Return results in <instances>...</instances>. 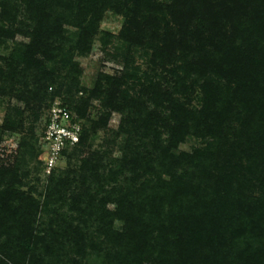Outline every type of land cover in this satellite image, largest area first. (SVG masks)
Returning a JSON list of instances; mask_svg holds the SVG:
<instances>
[{
  "label": "trees",
  "instance_id": "16d2710c",
  "mask_svg": "<svg viewBox=\"0 0 264 264\" xmlns=\"http://www.w3.org/2000/svg\"><path fill=\"white\" fill-rule=\"evenodd\" d=\"M108 10L125 18L123 68L87 89L76 56L108 45ZM17 35L0 95L60 98L84 122L63 150L81 164L35 195L26 151L0 163V264H264V0H0V45ZM113 113L112 161L90 137ZM188 137L200 144L183 150Z\"/></svg>",
  "mask_w": 264,
  "mask_h": 264
},
{
  "label": "rangeland",
  "instance_id": "374dc122",
  "mask_svg": "<svg viewBox=\"0 0 264 264\" xmlns=\"http://www.w3.org/2000/svg\"><path fill=\"white\" fill-rule=\"evenodd\" d=\"M125 18L112 10L105 12L100 24L102 31H107L113 34L110 37V42L104 46L98 37L95 38L91 51L85 56H76V60L80 63L82 73L79 76V83L81 87L92 89L99 75L104 72L108 74L117 73L123 68V46L118 39V35L124 25ZM28 38L22 35H17L15 40H7L0 45V55L5 56L15 46V42L27 41ZM150 56L143 51L136 52V64L140 67V73L151 72V64L149 63ZM166 79H163V81ZM61 100L60 98H57ZM56 99V100H57ZM49 100L42 102L35 101L30 106H26L24 102H20L15 98L9 100L0 95V163H12L21 151H26L27 168L30 169V175L26 178V184L23 189L25 191H32L35 195L39 192H44L48 185V174L45 172L43 165V158L47 157L45 145L43 143V131L45 122L50 109L47 106ZM10 108L12 110H10ZM101 101L93 100L91 107L88 110L89 119H97L101 113ZM10 118L17 127L15 130H3L2 126L5 121ZM120 120L119 113H113L108 128L101 129L90 137L92 148L100 150H108L110 158L117 159L122 155L123 139L120 137L116 142L107 146V140L114 138L113 131L118 128ZM23 143V146H21ZM200 142L193 137H188L186 142L180 145L183 150H191ZM33 149L38 152V155L31 156L29 152ZM111 159L109 161H111ZM42 161V162H40ZM42 163V164H41ZM81 164V159L74 158L69 162L66 157H61L56 165L57 174L60 171L67 169L69 166L78 168ZM112 164V163H110ZM36 189V190H34ZM113 207V205H111ZM117 229H122L123 223L121 221L115 222Z\"/></svg>",
  "mask_w": 264,
  "mask_h": 264
},
{
  "label": "built area",
  "instance_id": "2783aa9c",
  "mask_svg": "<svg viewBox=\"0 0 264 264\" xmlns=\"http://www.w3.org/2000/svg\"><path fill=\"white\" fill-rule=\"evenodd\" d=\"M83 119L75 111L69 110L57 99L51 105L43 131V143L47 157L43 165L48 176L56 168L63 150L71 148L80 141Z\"/></svg>",
  "mask_w": 264,
  "mask_h": 264
}]
</instances>
